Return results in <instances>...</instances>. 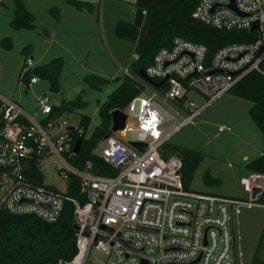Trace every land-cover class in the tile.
Here are the masks:
<instances>
[{
  "label": "built area",
  "instance_id": "obj_1",
  "mask_svg": "<svg viewBox=\"0 0 264 264\" xmlns=\"http://www.w3.org/2000/svg\"><path fill=\"white\" fill-rule=\"evenodd\" d=\"M192 16L215 29L247 31L255 38L227 45L210 59L203 45L180 37L158 50L144 71L164 84L155 88L138 77L143 90L121 110L126 115L124 129L104 138L101 154L94 151L112 175L94 173L90 162L84 169L73 165L70 126L59 121L48 96L37 100L39 120L0 97V211L53 224L70 205L78 227L77 252L59 264H88L92 253L104 255V264H235L232 208H264L259 203L264 175L249 173L244 179V202L196 193L183 186L181 158L165 156L162 150L173 134L242 77L251 72L264 76V0H198ZM255 24L257 30L250 32ZM34 68L33 58L26 57L19 79L27 86L40 79H26ZM190 91L204 102L190 100ZM131 133L135 138L129 140ZM132 142L145 144V151ZM48 163H54L66 182L65 191L44 185ZM33 166L42 185L35 184ZM71 178L79 181L84 203L67 194ZM254 190L259 192L253 195Z\"/></svg>",
  "mask_w": 264,
  "mask_h": 264
},
{
  "label": "rangeland",
  "instance_id": "obj_2",
  "mask_svg": "<svg viewBox=\"0 0 264 264\" xmlns=\"http://www.w3.org/2000/svg\"><path fill=\"white\" fill-rule=\"evenodd\" d=\"M82 1L91 5L78 8L69 0H21L32 15L33 27L14 29L10 20L16 2L2 0L0 97L39 120L37 100L46 95L53 107L64 108L59 121H66L70 127L79 129L81 117L88 116L85 137L89 138L100 123L98 105L118 88L127 73L132 75L130 65L137 58L134 45L118 38L115 26L120 21L131 23L136 8L134 0ZM25 48L27 54L23 55ZM25 57L33 58L34 66L59 63L57 88L51 89L44 79L31 86L20 81ZM94 76L104 81L95 86ZM188 98L198 105L204 102L196 91H190ZM251 106L250 101L228 92L172 135L167 142L168 153L184 156V151H191L193 157L188 163H196L188 191L247 200L242 186L249 175L245 167L261 154L263 146L262 135L248 113ZM129 123L134 124L133 120ZM220 127H229L231 131L219 132ZM134 138V134L128 135L129 140ZM103 148L100 142L95 152L101 154ZM208 176L218 183L206 181ZM43 183L60 191L66 189L54 163L46 164ZM232 218L235 264H250L264 236V208L233 206ZM105 260L104 255L92 253L88 264H104Z\"/></svg>",
  "mask_w": 264,
  "mask_h": 264
},
{
  "label": "trees",
  "instance_id": "obj_3",
  "mask_svg": "<svg viewBox=\"0 0 264 264\" xmlns=\"http://www.w3.org/2000/svg\"><path fill=\"white\" fill-rule=\"evenodd\" d=\"M15 2L16 9L10 20V26L14 29L33 27L32 15L23 7L21 0H15ZM69 2L78 8L91 5L82 0H69ZM197 3L198 0H135L136 10L133 21L131 23L120 21L116 24V36L134 45L137 58L130 65V73L134 79L125 75L118 88L98 105L100 123L89 138L85 137L90 123L88 116L81 117L79 129L70 131L73 147L81 141L73 160L75 167L84 169L90 162L92 171L96 174L112 175L114 173L94 154L99 143L106 136L111 135V112L117 109L123 110L134 97L142 92L143 84L138 79L139 71L145 70L151 64L158 50L169 48L174 38L180 37L203 45L207 50V59L212 58L219 49L227 45L247 43L255 38L247 31L218 30L194 19L192 15ZM10 45L8 40L7 46L10 47ZM22 53L26 55L27 49L25 48ZM59 68L60 64L56 61L43 66H35L26 79L33 75L38 76L40 79L47 80L51 89H56ZM93 78L95 83L92 84L95 86L104 81L99 77L94 76ZM229 92L252 103L248 113L262 135L263 146L261 154L249 161L245 168L249 173L264 175V76L251 72L242 77ZM63 110L62 107H54V113L57 115H60ZM1 128L2 123H0V130ZM169 150L166 144L162 152L165 156L172 155L168 153ZM179 157L182 160V183L187 189L196 163H188L193 157L191 151H184V156ZM32 171L37 175L35 184L42 185V177L36 172L34 166ZM205 179L218 183L216 178L208 176ZM67 194L85 202L84 197L79 193L77 179L71 178ZM259 203L264 205V194L260 196ZM76 252V237L70 205L66 207L60 220L53 224L46 223L32 215H13L3 210L0 211V264H59L72 260ZM250 264H264V236L260 239Z\"/></svg>",
  "mask_w": 264,
  "mask_h": 264
},
{
  "label": "water",
  "instance_id": "obj_4",
  "mask_svg": "<svg viewBox=\"0 0 264 264\" xmlns=\"http://www.w3.org/2000/svg\"><path fill=\"white\" fill-rule=\"evenodd\" d=\"M257 30V24H255L252 29L250 30V32H253ZM138 77L140 79H142L143 81L147 82L148 84H150L151 86L155 87V88H160L165 80H162L161 82L159 83H155L154 81H152L145 73L144 70H141L139 71L138 73ZM125 121H126V115L121 111V110H113L111 112V132H117V131H120V130H123L124 129V126H125ZM74 128L70 127V131H73ZM108 136L105 137V139L107 138ZM80 144H81V141H78L75 145H74V152L77 153L78 152V149L80 147ZM131 146H133L134 148L140 150V151H145L146 149V145L145 144H141V143H136V142H132L130 143ZM179 157V156H178ZM259 191L258 190H254L253 191V195H256ZM74 230L75 231H78V227L77 226H74Z\"/></svg>",
  "mask_w": 264,
  "mask_h": 264
}]
</instances>
